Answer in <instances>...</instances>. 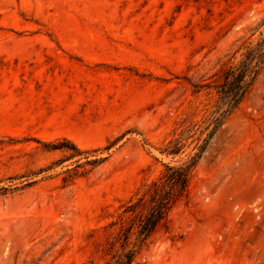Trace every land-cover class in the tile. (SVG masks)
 Wrapping results in <instances>:
<instances>
[{"label":"rangeland","instance_id":"obj_1","mask_svg":"<svg viewBox=\"0 0 264 264\" xmlns=\"http://www.w3.org/2000/svg\"><path fill=\"white\" fill-rule=\"evenodd\" d=\"M262 38L264 0H0V264H106L122 206L198 153L220 68ZM168 227L134 264H264V72Z\"/></svg>","mask_w":264,"mask_h":264},{"label":"trees","instance_id":"obj_2","mask_svg":"<svg viewBox=\"0 0 264 264\" xmlns=\"http://www.w3.org/2000/svg\"><path fill=\"white\" fill-rule=\"evenodd\" d=\"M238 61L231 58L218 72L214 86L216 102L202 134L206 137L198 146V153L184 163L166 164L160 175L136 191L122 206L115 223L118 231L109 243L106 264H134L161 229L168 232V218L173 208L189 195L191 172L204 152L209 140L224 121L236 111L251 93L259 76L264 72V38L257 42L244 43ZM161 153L174 156L179 151L176 144Z\"/></svg>","mask_w":264,"mask_h":264}]
</instances>
